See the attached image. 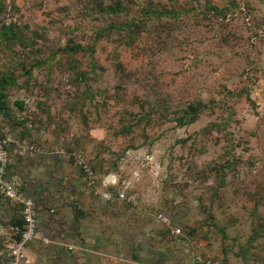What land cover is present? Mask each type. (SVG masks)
Listing matches in <instances>:
<instances>
[{
  "label": "rangeland",
  "instance_id": "rangeland-1",
  "mask_svg": "<svg viewBox=\"0 0 264 264\" xmlns=\"http://www.w3.org/2000/svg\"><path fill=\"white\" fill-rule=\"evenodd\" d=\"M1 90L23 264H264V0H0Z\"/></svg>",
  "mask_w": 264,
  "mask_h": 264
},
{
  "label": "built area",
  "instance_id": "built-area-1",
  "mask_svg": "<svg viewBox=\"0 0 264 264\" xmlns=\"http://www.w3.org/2000/svg\"><path fill=\"white\" fill-rule=\"evenodd\" d=\"M11 145V139L9 137L0 136V195L9 199L14 204L18 205L21 210V214L24 220L22 228L17 225H11L7 229V233H11L13 237L3 240L5 245L1 246L2 238L0 237V261H5L6 264H23L22 258L26 246L39 237V216L37 205L32 197H29L24 193L18 183L7 176V170L11 163V156L9 147ZM22 148L30 153L39 151V148L35 145H21ZM76 163L81 169L89 176V185L94 187L95 194H100L105 199H110L112 194L110 192H100L95 187V177L92 167L87 163L84 154L82 152L74 153ZM120 196H124V193H120ZM55 209H53L54 211ZM163 221L170 224L167 217L161 215ZM0 231H4L1 229ZM19 233L20 236L16 237L14 234ZM173 234H179L180 229L172 228ZM1 236V232H0ZM44 242L48 243L49 239L44 238ZM10 242V244H6ZM9 246V249L5 247ZM207 264H212L208 262Z\"/></svg>",
  "mask_w": 264,
  "mask_h": 264
},
{
  "label": "trees",
  "instance_id": "trees-1",
  "mask_svg": "<svg viewBox=\"0 0 264 264\" xmlns=\"http://www.w3.org/2000/svg\"><path fill=\"white\" fill-rule=\"evenodd\" d=\"M18 103L20 104L21 107L24 106V102H18ZM6 107H7V101H6L5 97L3 96V92H2V90H1V91H0V110H4V109H6ZM8 178H9V177H8ZM23 223H24V220H23V217H22V215H21L20 218H19L15 223H13V224H14V225H17V226H19V227L22 228ZM1 236H2V235H1ZM14 236L19 237L20 234L17 233V234H14Z\"/></svg>",
  "mask_w": 264,
  "mask_h": 264
},
{
  "label": "crops",
  "instance_id": "crops-1",
  "mask_svg": "<svg viewBox=\"0 0 264 264\" xmlns=\"http://www.w3.org/2000/svg\"><path fill=\"white\" fill-rule=\"evenodd\" d=\"M3 229L2 226H0V230Z\"/></svg>",
  "mask_w": 264,
  "mask_h": 264
}]
</instances>
